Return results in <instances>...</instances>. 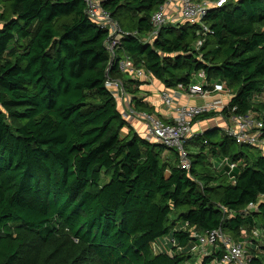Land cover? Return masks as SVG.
I'll return each instance as SVG.
<instances>
[{
    "label": "trees",
    "instance_id": "trees-1",
    "mask_svg": "<svg viewBox=\"0 0 264 264\" xmlns=\"http://www.w3.org/2000/svg\"><path fill=\"white\" fill-rule=\"evenodd\" d=\"M98 1L125 33L113 63L109 31L84 0H0V264H213L223 251L197 263L189 226L236 241L245 231L249 264H264V154L207 130L187 142L191 168L182 169L174 149L129 126L123 133L105 86L121 79L134 106L154 112L143 82L119 68L123 55L169 89L203 70L232 93L224 117L235 106L264 122V0L213 6L206 35L169 23L152 40L162 0ZM209 156L236 167L217 168ZM164 237L176 245L156 250Z\"/></svg>",
    "mask_w": 264,
    "mask_h": 264
},
{
    "label": "built area",
    "instance_id": "built-area-1",
    "mask_svg": "<svg viewBox=\"0 0 264 264\" xmlns=\"http://www.w3.org/2000/svg\"><path fill=\"white\" fill-rule=\"evenodd\" d=\"M86 3V13L89 18L95 22L97 26L109 31L105 41L106 48L110 54L111 63L116 57V50L120 45L124 32L119 27L118 23L113 20L109 11H107L98 0H84ZM228 0H162L156 11L152 15L153 29L148 33L145 39L152 40L157 37L160 29L172 23L177 25L180 22H187L191 25H199L203 35L209 31L208 25L205 23L209 10L215 7H221ZM177 10L178 17H171L172 9ZM204 39H199L196 42L198 48L202 45ZM119 68L128 74L132 79L140 80L142 85L151 83L155 78L151 73L146 72L143 68L135 66L133 60L128 55L123 57L118 62ZM195 81L184 85L179 83L174 89L164 88L159 91V101L167 111L164 117L156 115L153 112L138 110L134 106L133 96L125 90L124 83L121 79L108 77L105 81V86L116 99L117 107L121 112L127 126L132 127L135 122H140L144 127L143 132H137L143 135L144 139L158 143L166 148L174 149L178 154V165L182 169L189 170L191 168V158L186 144L195 133L192 130L193 121L200 115L210 112H221L228 107L229 102H223L222 98H230L232 93L226 87V82H208L206 73L201 70L195 74ZM141 89V88H140ZM181 92L188 96H198L201 98L216 95L215 100L206 101L200 104L191 102H182L180 100ZM141 89L140 96H144ZM229 123L224 127V135L235 140L239 144H245L254 147L264 154V122L258 111H249L246 113H236V107L228 110V115L225 117ZM228 157H224L220 166L228 172L232 171L236 164L229 162ZM230 181L235 182L234 177L230 176ZM257 203H250L249 209L255 208ZM188 227V223L185 224ZM191 236L197 239L201 246V253L209 255L215 250L223 251L220 258H216L213 264H249L248 244L250 237L245 231H242V240L236 241L223 231L221 228H216L209 231H198L195 227H190ZM252 237H258L261 234L259 229H254L251 232ZM170 242L176 245L174 239ZM156 250L160 246L157 242L153 243ZM206 246L212 248V251ZM172 254L171 250H168Z\"/></svg>",
    "mask_w": 264,
    "mask_h": 264
},
{
    "label": "crops",
    "instance_id": "crops-1",
    "mask_svg": "<svg viewBox=\"0 0 264 264\" xmlns=\"http://www.w3.org/2000/svg\"><path fill=\"white\" fill-rule=\"evenodd\" d=\"M172 15L171 17L177 18L179 15L177 13V10H175L174 8L171 10ZM143 92H144V98H143V102L148 104L149 106H151L154 110L153 113H155L156 115H160L162 117H164L165 115H167V111L165 109H163L160 101H159V91L164 89V85L157 79H154L153 81H151V83L145 84L144 86L140 87ZM215 98H217L216 95H212L209 97H205V98H201L198 96H188L187 94L181 92L180 95V100L182 102H191L193 104H200L206 101H211V100H215ZM223 102H229L230 98L224 97L222 98ZM229 121L227 118H225L221 112H216L215 115L207 117V118H199L196 119L193 122V126H192V130L195 134L201 133L203 131H207V130H214L216 129L217 131L219 129H224V127L226 125H228ZM141 123L140 122H135V124L132 126V128L134 129V131L140 132L141 130L139 128H141ZM129 127L127 126L126 128H124L123 133L127 134L129 133ZM219 132V131H218ZM243 236V235H242ZM242 240V239H241ZM195 248H194V244L192 246V253L194 254V257L198 260H200V255H199V251L194 252ZM215 260V259H214ZM213 260V263H214Z\"/></svg>",
    "mask_w": 264,
    "mask_h": 264
},
{
    "label": "rangeland",
    "instance_id": "rangeland-1",
    "mask_svg": "<svg viewBox=\"0 0 264 264\" xmlns=\"http://www.w3.org/2000/svg\"><path fill=\"white\" fill-rule=\"evenodd\" d=\"M258 99L259 100H264V93H262L258 97ZM140 126H141V128H139V129L141 130V132H143L144 131V127H143V125H140ZM125 128H126V126H125ZM218 131H219V133L221 135H224V130L222 128L219 129ZM141 136L144 137L143 135H141ZM223 158L224 157H222V156L221 157L220 156H217L215 158H211L210 156L208 157L209 161H212L213 163H216L218 167L220 166V163L221 162H225V161H223ZM228 161L231 162L230 159ZM222 169H224V168H222ZM158 244L161 245L164 248H166L167 245H169V246L172 245V243L170 242V237H164V238L158 239ZM194 248H195L194 252L199 251V255H200L201 258H200V260L197 261V263H200L202 257L204 256L203 253H201V251H200L201 246H199V243L197 242L196 244L194 243ZM205 248H209V250L212 251V248H210L208 246H206Z\"/></svg>",
    "mask_w": 264,
    "mask_h": 264
}]
</instances>
